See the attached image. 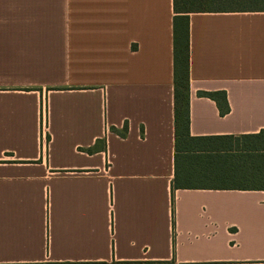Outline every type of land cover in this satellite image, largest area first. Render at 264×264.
Wrapping results in <instances>:
<instances>
[{
  "label": "crops",
  "instance_id": "obj_1",
  "mask_svg": "<svg viewBox=\"0 0 264 264\" xmlns=\"http://www.w3.org/2000/svg\"><path fill=\"white\" fill-rule=\"evenodd\" d=\"M174 18L0 0V264H264V12L190 15L178 156Z\"/></svg>",
  "mask_w": 264,
  "mask_h": 264
},
{
  "label": "trees",
  "instance_id": "obj_2",
  "mask_svg": "<svg viewBox=\"0 0 264 264\" xmlns=\"http://www.w3.org/2000/svg\"><path fill=\"white\" fill-rule=\"evenodd\" d=\"M258 3L263 6L256 9L228 7L229 4ZM216 3L228 4L225 9H208L202 7L203 4ZM199 4V5H198ZM197 5V7H195ZM174 67H175V120L177 138V156L182 152L180 149L183 139H189L190 134V15L202 12H264V0H174ZM200 96L211 98L216 101L221 108L229 109L227 94L225 92L200 93ZM224 113V111H223ZM123 136V134H122ZM264 138V131L259 135ZM262 169L260 175L264 176V149ZM92 152V150L90 151ZM177 188L180 183L176 181ZM70 264V263H69ZM148 264H174L167 262Z\"/></svg>",
  "mask_w": 264,
  "mask_h": 264
},
{
  "label": "rangeland",
  "instance_id": "obj_3",
  "mask_svg": "<svg viewBox=\"0 0 264 264\" xmlns=\"http://www.w3.org/2000/svg\"><path fill=\"white\" fill-rule=\"evenodd\" d=\"M226 5H228V4L224 5V4L208 3V4H203L202 7H205V8H208V9H225V8H228V7H230V8L234 7V8L256 9V8H260V7L263 6L262 4H258L256 2L248 3V4H229L228 7ZM195 7H197V5H195Z\"/></svg>",
  "mask_w": 264,
  "mask_h": 264
}]
</instances>
